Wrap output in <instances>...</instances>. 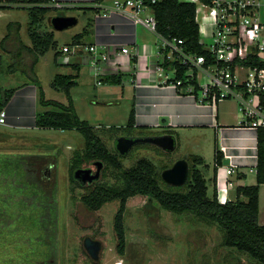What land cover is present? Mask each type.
I'll return each mask as SVG.
<instances>
[{
	"label": "rangeland",
	"instance_id": "obj_1",
	"mask_svg": "<svg viewBox=\"0 0 264 264\" xmlns=\"http://www.w3.org/2000/svg\"><path fill=\"white\" fill-rule=\"evenodd\" d=\"M25 3H19L18 7L28 5ZM67 13L78 20L68 29L56 31L46 20L44 22L45 29L53 33L58 50L71 44L88 23L82 10H68ZM57 15L60 14L50 13V16ZM28 22V12L23 9L0 10V38L5 35L9 23H17L21 39L30 45L26 33ZM146 34L149 35L147 31ZM201 40L205 44L210 41ZM54 54L55 50L48 51L35 66L45 99L67 105L66 94L54 90L52 82L58 74L76 73L77 85L70 90L73 109L80 120L94 128L111 152H115V140L121 137L139 138L144 133L160 135L136 130L128 134L126 126L133 103L131 88L122 89L104 82L95 85L89 66L79 64V70L75 71L71 65L56 64ZM0 56L6 69L13 61L12 55L0 47ZM26 82L28 79L22 72L3 73L0 89H16ZM236 105L234 101L218 105L220 123L231 122L230 111L236 109ZM38 110L44 109L38 106ZM185 133L184 139L194 137L190 132ZM209 134H201L202 145L197 153L189 141L178 143L173 152L150 143H137L120 161L126 170L138 160L146 159L161 177L163 170L180 159L186 160L191 167L190 157L199 154L208 166L203 164L199 169L211 196L215 139L211 140ZM83 149V137L76 130L12 129L8 124H0V264H260L248 254L226 247L224 232L216 223L189 213L175 214L139 195L126 203V249L125 254L119 256L113 230L118 201L91 212L80 203V196L86 191L71 183L72 158ZM90 167L94 166L86 169ZM30 172L42 181L41 185L28 180ZM117 175L116 170L104 167L99 183L116 186L119 184ZM158 182L163 189L187 190L186 185L171 187L162 178ZM249 182L246 185L255 184L254 179ZM86 237L101 243L96 263L83 247Z\"/></svg>",
	"mask_w": 264,
	"mask_h": 264
},
{
	"label": "trees",
	"instance_id": "obj_2",
	"mask_svg": "<svg viewBox=\"0 0 264 264\" xmlns=\"http://www.w3.org/2000/svg\"><path fill=\"white\" fill-rule=\"evenodd\" d=\"M95 1L99 2L100 0ZM25 2L28 5L13 6V4ZM54 3L55 0H7L6 5H0V10L19 8L28 12L29 22L26 33L30 40V45L24 43L19 35L20 26L17 23H9L7 25L6 35L1 40L0 47L5 53L12 55L13 61L4 69V61L0 56V76L3 73L12 74L19 71L27 77L28 83L36 88L34 128L40 130H76L83 137V152L75 153V157L72 158L70 180L71 183L86 191L80 196V203L91 212L99 210L106 203L118 201V210L113 220L116 253L119 256L125 254L126 228L124 213L126 203L128 199L139 195L155 201L162 209L175 214L189 213L195 217L216 223L224 232V245L226 247L248 254L260 264H264V225H260L258 222L259 188L264 184V128H259L256 131L255 184L236 187L234 201L221 203L217 197L215 174L217 167L222 164L223 155L216 144H214V171L211 181L213 189L211 196L208 195L207 182L199 169V166H202L204 161L197 155L190 157L192 166H188V180L185 184L187 190L184 192L161 188L158 182L161 177L157 176L154 165L146 159L138 160L130 169H123L120 158L127 153L121 155L116 148L115 152H111L94 128L86 121L80 120L73 109L70 90L77 85L76 73L58 74L52 82L54 90L66 94L68 98L67 105L45 99L44 91L36 76L35 66L39 58L50 50H55V63L60 54L53 33L47 31L44 27L45 20L51 26L50 19L53 17L50 16L51 12L64 15L68 10L77 9L82 10L84 13H96L99 10L92 6L57 8ZM151 9L157 21L156 32L158 35L166 39L176 38L183 40V48L187 53L208 56L207 51L199 43L198 26L195 22V5L182 3L179 0H163L151 5ZM90 24L91 22L88 21L83 32L75 35L72 43L66 46L84 44L82 39L89 34ZM135 62L136 59L132 58V63L134 64ZM70 65L75 71L79 70V63ZM163 66L167 71L173 69V66L176 67L175 63H164ZM184 72L185 68L178 67L177 79L183 80ZM118 77H106L102 82L113 85L120 84L121 81ZM183 86H187V84ZM15 92V88L9 90L0 89V112L5 109ZM194 93L197 94V89L194 90ZM38 106L45 111H39ZM134 127L135 112L132 106L126 126L128 134L136 130ZM124 137L127 138L128 136ZM96 161L102 162L103 168L111 167L118 172V185L111 186L99 183L101 174L97 181L85 186H81L73 179L75 170L80 167L86 168L89 165H93ZM27 177L31 182L34 181L39 185L42 183L32 172L28 173ZM93 262L96 263L94 260Z\"/></svg>",
	"mask_w": 264,
	"mask_h": 264
},
{
	"label": "crops",
	"instance_id": "obj_3",
	"mask_svg": "<svg viewBox=\"0 0 264 264\" xmlns=\"http://www.w3.org/2000/svg\"><path fill=\"white\" fill-rule=\"evenodd\" d=\"M94 1L55 0L54 5L67 8L93 7ZM99 3L105 9L111 6L112 0H100ZM0 5H6V3L0 2ZM19 5L13 4V6ZM100 11L84 13L86 21L91 24L89 34L82 44L83 46H101L110 55V62L100 66L98 80L103 81L106 77L119 76L120 84H108L122 89H132L136 131L160 134L156 136L172 135L177 147L180 143L189 141L193 144L192 149L195 153L202 145L203 136L201 134L210 133L211 140L215 139V144L223 155L222 164L218 166L215 174L218 200L221 203L234 201L236 187L246 186V183H250L252 179L255 180V172L252 170L255 171L256 166V131L238 124L234 108L230 111L231 122L220 123L218 105L223 102L215 106L200 104L191 95L181 93L171 82L162 83L156 69L158 59L156 46L159 45L157 37L144 26L134 24L122 14L111 13L107 18H102L97 15ZM65 13L67 16H74ZM5 35L0 38V41ZM123 48L129 49L127 55L120 52ZM61 57L62 55L59 54L56 64L61 65L59 62ZM87 58L86 53L80 52L71 61L76 60L73 63L89 66L96 85L97 79L93 68L87 63ZM132 58L136 59L134 64ZM35 107L36 88L26 82L16 88L15 94L4 109L7 114L6 124L12 129L34 128ZM31 120L32 123H30ZM185 132H190L194 137L184 139ZM230 165L236 167L232 174L234 178L225 173ZM249 174L254 176L249 178ZM225 181H229L231 186L226 185L223 189L222 185ZM210 187L213 189L212 186ZM258 222L264 225V184L259 188Z\"/></svg>",
	"mask_w": 264,
	"mask_h": 264
},
{
	"label": "built area",
	"instance_id": "obj_4",
	"mask_svg": "<svg viewBox=\"0 0 264 264\" xmlns=\"http://www.w3.org/2000/svg\"><path fill=\"white\" fill-rule=\"evenodd\" d=\"M161 1L112 0L111 6L105 9L94 1L93 7L101 10L97 15L102 18L111 13L122 14L157 37L156 69L162 83L171 82L181 93L191 95L200 104L215 106L234 101L240 126L254 131L264 128V0H179L195 5L199 43L208 56L187 53L183 40L166 39L157 34L151 5ZM55 7L63 8L61 5ZM201 38L210 40L209 44L203 43ZM80 52L87 54L96 85H101L102 81L98 80L100 66L110 62V55L97 45L64 46L59 62L70 65L71 59ZM120 52L127 55L129 49L123 48ZM164 63H175L176 67L167 71ZM178 67L185 68L183 80L177 79ZM6 115L5 110L0 112L1 125L6 124ZM235 168L234 165L226 168V175H232ZM226 185L231 186V183L225 181L222 188Z\"/></svg>",
	"mask_w": 264,
	"mask_h": 264
},
{
	"label": "water",
	"instance_id": "obj_5",
	"mask_svg": "<svg viewBox=\"0 0 264 264\" xmlns=\"http://www.w3.org/2000/svg\"><path fill=\"white\" fill-rule=\"evenodd\" d=\"M51 26L56 31H62L68 29L77 24V18L74 16L57 15L50 19ZM137 143H150L166 152H173L176 147V141L172 135L155 136L150 138H125L121 137L116 140V149L121 155H125L129 152L133 145ZM96 167L95 173H92V169L79 168L73 172V179L77 181L81 186H85L92 182L97 181L100 178L103 164L100 161L94 162ZM189 167L188 163L184 159L176 161L171 167L161 172L162 180L171 187L184 186L188 180ZM83 247L94 261H97L101 251V243L86 237L83 240Z\"/></svg>",
	"mask_w": 264,
	"mask_h": 264
},
{
	"label": "flooded vegetation",
	"instance_id": "obj_6",
	"mask_svg": "<svg viewBox=\"0 0 264 264\" xmlns=\"http://www.w3.org/2000/svg\"><path fill=\"white\" fill-rule=\"evenodd\" d=\"M156 135H149V134H145L144 133V135L143 136H140L139 138H142V139H144V138H150V137H155ZM127 138H130V139H135L136 137H134V136H131V137H127ZM115 148H116V140H115ZM89 166H94V164L93 165H89ZM88 166V167H89ZM95 167V166H94ZM94 167H90L91 169H92V173L94 174L95 173V170H96V167L94 168ZM86 169V168H85ZM93 183V182H92ZM91 184V183H90ZM90 184H87V185H90Z\"/></svg>",
	"mask_w": 264,
	"mask_h": 264
}]
</instances>
